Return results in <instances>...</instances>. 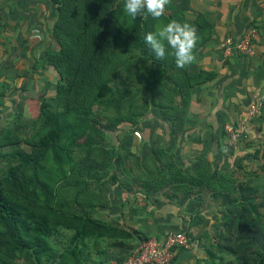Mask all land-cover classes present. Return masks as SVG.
<instances>
[{"label":"rangeland","instance_id":"obj_1","mask_svg":"<svg viewBox=\"0 0 264 264\" xmlns=\"http://www.w3.org/2000/svg\"><path fill=\"white\" fill-rule=\"evenodd\" d=\"M47 2L51 4L54 15L53 20L48 22V29L45 31L48 51L39 49L35 52L32 57L36 58L37 62L30 65L31 68L35 66L34 76L39 85L42 82L41 77L46 82L50 78L55 82L57 74L54 64H63L67 60L72 65L80 46L77 39L80 31L78 1L67 0L63 4L60 17L53 2L50 0ZM123 4L124 0H100L99 2L101 8H115L116 13L115 19L109 18L111 20L106 21L107 35L100 53L101 62L104 65L102 72L109 76V85L112 88H127L130 84L134 90H137L135 97L136 104L139 106L137 111L143 108L140 105L141 102L146 104V111L133 120L127 121L124 118L126 113L124 105L117 111L112 105L108 106L94 100L88 111L71 109L60 119L61 135L58 142L46 150L38 166L34 169L24 167V170L28 173L27 182L43 186L49 193V200H52L51 193L54 186L64 178L73 164L89 165L97 173H105L101 179L88 181L87 189L91 192L93 205L84 209L91 216L101 218L100 220L109 225L130 231L132 236L130 238L108 235L99 237L90 234L83 240L70 242L69 237L72 231L57 225L54 233L45 237L50 246L48 251L33 246L31 255L25 256L21 252L10 249L1 235L3 228L0 225V243L4 246V255L9 256L6 258L8 262L6 264H56L58 260L71 264H106L110 259L122 258L130 253L138 236L159 237L163 234L157 230L162 226V222H164L163 225L167 224L169 213L166 214L165 210L161 209V202L177 205L180 213L183 214L179 216L181 220L184 216L191 219L202 210L204 215L207 213V216H210L208 219L214 218L213 221L208 220V225H212V222L217 224L215 222L217 220L224 223L222 230L226 231L224 234L221 233L224 236L223 242L212 239L206 234L197 236V244L201 254L205 256L204 262L200 264H254L258 256L264 252V174L259 182L253 184L254 192L251 193L254 196L251 195L252 197L243 193V190L249 189V185L245 187L239 180L227 182L225 186L230 187L228 190L230 195L222 198L223 206L216 214L215 209L212 211L210 206L216 204L213 199V190L218 189L219 186L216 178L209 176V170L202 162L189 165L174 163L179 171L171 172L175 174L169 176L172 185L156 191H154V188L157 187L155 182L136 178L137 170L134 166V156L143 155L139 150L144 136L139 131L145 128L151 130L154 127H159L164 130L163 134L168 139L181 135L186 129L184 125L194 123L191 119L193 117L189 115V110L193 109L194 103H199V93L197 100L191 101V95L195 88L197 91L200 88L198 92L205 91L204 89L211 85H205L204 81L214 80L215 82V77L220 74L219 70L213 69L211 66L222 65L232 55L238 57V60L242 57V61L249 62L254 53L251 56H245L234 51L230 56H223L220 43L226 36L231 35L227 34L214 49L219 57H208L204 62L208 69H199L198 73H195L196 75H192L187 72V66L185 68L177 67L175 59L171 55V49H168V54L163 59V64L160 65L154 78L153 93L149 97L142 81V75L147 70L149 63H141L136 59L133 51L130 52L128 49L120 55L123 49L119 46L120 43L116 42L117 28L120 27L124 32L132 21V18L124 12ZM173 7L170 4L166 6L165 14H171ZM173 15L175 20L196 27L199 40L194 51L209 39L203 31V25L208 24L206 19L192 14L185 17ZM164 16L166 15H163L159 20L152 19L149 32H155L169 22ZM106 17L107 15L104 16V18ZM61 18L63 19L59 22ZM39 33L38 29L33 28L30 30L29 37L40 40L43 32ZM39 46L40 42L36 43L34 48L37 49ZM123 48L126 47L123 46ZM8 55L10 54L3 55V51L0 52V56L5 58ZM202 55L199 53L198 57L201 58ZM42 63L48 68L43 67ZM14 73L16 72L0 73V177L5 175L8 166L17 161L11 158L9 153L12 151L33 152L35 139L48 128L42 123L39 112L32 110L31 104H37V99H26L23 102L24 107L19 106L18 97L27 89L24 87L25 83L23 82L25 81L15 80ZM27 73V70H24L23 73H19V76L23 77ZM64 73L63 78L67 79L69 76L66 72ZM226 76L225 73L223 78ZM179 78L184 81L179 85L183 86V96L176 93L177 87L174 85V82L179 83ZM221 80L217 82V85L222 84ZM42 87L43 84H41ZM211 88H215V85H212ZM43 98L47 100L50 109L55 111L62 109L61 105H54V92ZM205 103L201 102V105ZM207 103L211 106V98H208ZM199 104L198 107H202ZM160 111L164 113L163 118H160ZM174 114L180 115V124H178V117L172 118ZM201 116L205 117L206 115L201 114ZM128 131L136 133L138 135L136 139L131 141L132 139L127 135ZM132 142L137 145L138 151H129L128 146ZM162 149L171 156L174 162L171 152H168V149ZM137 169L142 170L146 176L147 172L140 164ZM35 189L40 202L45 198V195L38 189V186ZM202 213L200 214L203 215ZM225 225L227 226L225 227ZM165 230L169 231L167 228Z\"/></svg>","mask_w":264,"mask_h":264},{"label":"crops","instance_id":"obj_2","mask_svg":"<svg viewBox=\"0 0 264 264\" xmlns=\"http://www.w3.org/2000/svg\"><path fill=\"white\" fill-rule=\"evenodd\" d=\"M170 5L176 6L180 17L192 14L208 21L207 25H203V31L209 39L194 51V54L203 55L201 58L195 55L196 60L187 66V72L192 75H196L199 69H208L207 64H204L208 57H219L214 49L223 36L227 34L240 35L249 25H255L257 28V35L253 42L254 56L249 62L242 61V57L238 60V57L232 55L222 65L211 66L213 69L219 70L220 74L215 77V82L214 80L210 82L205 80L204 84L215 85V88L208 86L202 92H198L200 88L198 91L195 88L193 96L191 95V101L197 100L199 93L198 102L200 104H198L206 103L201 105L202 107H198L196 103H194L195 106L192 105L193 109L189 110V115L193 117L191 119L194 123L184 125L186 129L181 135L168 139L163 134L164 130L159 127H154L151 130L145 128L139 131L145 138H142L143 142L141 141L139 150L141 154L147 153L151 147L165 148L171 152L176 165L202 162L208 168L209 176L216 178L219 186L213 194L216 204L210 206L211 210L215 209L218 214L219 209L223 206L222 198L230 195L228 192L230 187L225 186L227 182L239 180L245 187L249 185V189L243 190V193L251 196L253 195L251 192H254L253 184L259 182L264 174V0H171ZM53 16L52 6L47 0H0V52L3 51V55L10 54L6 58L0 56V73L16 72L14 73L15 80L25 81L23 83L27 90H24V93L18 97L20 107H24L23 102L26 99L39 100L40 97L52 95L54 92V80L50 78L46 82L41 77V84H43L41 88V84H38L34 76L35 66H33L34 68L30 67L37 62V59L33 58L35 52L39 49L48 51L45 31L48 29V22L53 20ZM33 28L38 29L40 33L43 32L40 40L29 37L30 30ZM38 41L40 46L35 49ZM42 65L48 68L45 64L42 63ZM24 70H27V75L20 77L19 73H23ZM225 73L227 76L223 78ZM220 79L223 82L221 85H217ZM252 93L259 95L261 114L257 118L250 119L246 114V103ZM208 98H211V106L207 103ZM31 107L33 111L39 112L38 101L37 104H31ZM17 108L19 107L17 106ZM208 111L209 113H207ZM201 114L206 116L203 117ZM239 120L245 121L243 137H240L235 145L229 146L226 144V134L222 126L226 122L234 124ZM127 135L132 139L131 141L138 136L130 131ZM128 148L131 152L138 151L137 145L133 142ZM254 194L256 195V193ZM165 213H169L167 224L163 225L164 222H162V226L157 232L164 233L166 228L169 231H174L186 227L194 241L190 248L175 251L170 264H200L204 262L205 256L201 254L197 236L206 234L219 242L224 241L223 234L226 231L222 230L224 223L217 220L215 221L217 224L212 222V225H208V220L213 221L214 218L208 219L210 216H207V213L204 215L202 210L200 213L203 215L199 213L200 215L191 219L184 216L181 220L179 216L183 214L180 213L179 207L172 203L170 209L165 210Z\"/></svg>","mask_w":264,"mask_h":264},{"label":"trees","instance_id":"obj_3","mask_svg":"<svg viewBox=\"0 0 264 264\" xmlns=\"http://www.w3.org/2000/svg\"><path fill=\"white\" fill-rule=\"evenodd\" d=\"M50 1L53 2L60 17L63 4L67 0ZM76 1L80 7V31L77 36L80 46L77 56L74 57L72 65L67 60L63 64H54L57 74L53 85L54 105H61L62 109L60 111L50 109L47 100L43 97L39 98V116L42 123L48 128L35 139L33 152L12 151L9 153V156L17 161L8 166L5 175L0 177V225L3 228L1 235L10 249L21 252L25 256L31 255L33 246L48 251L50 246L45 237L52 235L57 225L72 231L69 237L70 242L83 240L90 234L99 237L108 235L130 238L132 236L130 231L109 225L91 216L84 209L93 205L91 192L87 189L88 181L101 179L105 173H97L89 165L73 164L64 178L54 186L51 193L52 200H49V193L43 186L30 184L26 180L28 173L24 167L34 169L39 165L46 150L58 142L61 135L60 119L69 110L84 109L88 111L93 101L97 100L105 105L114 106L117 111L124 105L126 107L124 118L127 121L133 120L146 111L144 102L140 103L143 108L137 111L139 108L135 98L137 90H134L130 84L127 88H112L109 85V76L102 72L104 65L101 62L100 53L107 35L106 21L115 19V8H101L100 0ZM173 14L180 16L175 6L172 8L171 14H165L164 18L169 21L175 20ZM105 15H107L106 18H104ZM152 19L150 15H138L132 19L126 31L122 32L120 27L116 31V42L120 43L119 46L123 49L120 55L128 49L130 52L133 51L134 56L141 63H149L147 70L142 75V81L149 97L153 93L154 78L160 65L163 64V60H157L144 41L145 34L150 31ZM123 46L126 48L124 49ZM64 72L69 76L67 79L63 78ZM178 73L180 75V71ZM182 82L184 83L182 78H179V83L174 82V85L177 87L176 93L183 96V86H179ZM159 114L160 118H163L164 113L160 111ZM179 116L178 114L172 116V118L178 117V124L181 122ZM134 157V166L137 170L136 178L155 182L157 187L154 188V191L172 185L169 176H174L175 174L171 172H178L179 169L165 150L151 147L146 154ZM138 164L145 169L146 176L142 170L137 169ZM174 181L177 180L174 179ZM36 186L45 195V198L40 202ZM160 205L162 210H168L171 207L168 202H161ZM140 237L138 236V238ZM4 252V246L0 243V264L8 263L6 258L9 256H5ZM56 264L71 263L58 260ZM254 264H264V252L258 256Z\"/></svg>","mask_w":264,"mask_h":264},{"label":"built area","instance_id":"obj_4","mask_svg":"<svg viewBox=\"0 0 264 264\" xmlns=\"http://www.w3.org/2000/svg\"><path fill=\"white\" fill-rule=\"evenodd\" d=\"M256 35L257 28L255 25H249L240 35L226 36L220 43L222 55L227 57L232 55L234 51L245 56L253 55V42ZM246 114L250 119L260 116L261 101L258 94L252 93L248 97ZM244 122V120H239L234 124H223L227 145H235L240 137H243ZM193 243L194 241L186 227L166 231L159 237L141 236L137 238L129 254L122 258L110 259L106 264H170L175 251L188 249Z\"/></svg>","mask_w":264,"mask_h":264},{"label":"clouds","instance_id":"obj_5","mask_svg":"<svg viewBox=\"0 0 264 264\" xmlns=\"http://www.w3.org/2000/svg\"><path fill=\"white\" fill-rule=\"evenodd\" d=\"M171 0H124V12L132 19L151 16L159 20ZM199 40L197 29L189 23L171 20L155 32H147L144 41L157 60H163L171 49V55L179 68L191 65L195 60L194 49Z\"/></svg>","mask_w":264,"mask_h":264}]
</instances>
